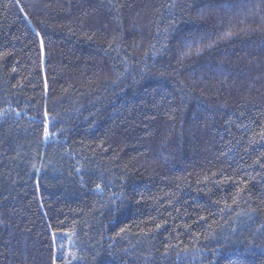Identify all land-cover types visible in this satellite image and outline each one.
Here are the masks:
<instances>
[{"label":"trees","instance_id":"16d2710c","mask_svg":"<svg viewBox=\"0 0 264 264\" xmlns=\"http://www.w3.org/2000/svg\"><path fill=\"white\" fill-rule=\"evenodd\" d=\"M64 235L264 264V0H0V264H67Z\"/></svg>","mask_w":264,"mask_h":264},{"label":"rangeland","instance_id":"374dc122","mask_svg":"<svg viewBox=\"0 0 264 264\" xmlns=\"http://www.w3.org/2000/svg\"><path fill=\"white\" fill-rule=\"evenodd\" d=\"M57 247L63 251L64 258L67 264H72L75 261V257L72 254L73 242L71 237L64 235L56 241Z\"/></svg>","mask_w":264,"mask_h":264},{"label":"snow or ice","instance_id":"6c2138e0","mask_svg":"<svg viewBox=\"0 0 264 264\" xmlns=\"http://www.w3.org/2000/svg\"><path fill=\"white\" fill-rule=\"evenodd\" d=\"M228 35H231V33H228ZM208 47H211V45H209ZM202 51H203L202 48H197L196 54L199 55ZM190 54H192L191 53V48L189 49V52L184 53L185 56L190 55ZM45 134L47 135V130L45 131ZM97 187H99V185H97Z\"/></svg>","mask_w":264,"mask_h":264}]
</instances>
